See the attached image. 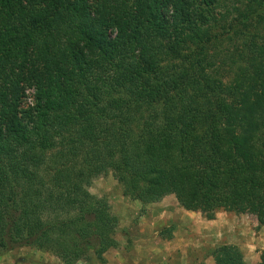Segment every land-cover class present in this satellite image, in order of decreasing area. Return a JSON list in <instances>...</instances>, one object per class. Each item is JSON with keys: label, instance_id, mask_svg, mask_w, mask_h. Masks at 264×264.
Returning a JSON list of instances; mask_svg holds the SVG:
<instances>
[{"label": "trees", "instance_id": "trees-1", "mask_svg": "<svg viewBox=\"0 0 264 264\" xmlns=\"http://www.w3.org/2000/svg\"><path fill=\"white\" fill-rule=\"evenodd\" d=\"M216 3L0 0V251L75 264L116 247L117 218L86 188L110 170L144 204L175 194L208 220L264 226V43L226 85L185 52L209 39ZM25 87L36 104L20 115ZM212 256L246 264L235 245Z\"/></svg>", "mask_w": 264, "mask_h": 264}, {"label": "rangeland", "instance_id": "rangeland-1", "mask_svg": "<svg viewBox=\"0 0 264 264\" xmlns=\"http://www.w3.org/2000/svg\"><path fill=\"white\" fill-rule=\"evenodd\" d=\"M212 8L209 39L191 43L185 52L210 63L208 74L224 85L234 78L251 76L256 50L264 43V0H217ZM35 104V89L25 87L20 115ZM81 158L77 157L79 163ZM86 188L95 197L106 199L117 218V245L101 258L95 250L90 251L87 258L75 264H214L215 249L230 243H238L242 248L246 264L261 262L264 226L259 225L254 214L219 211L214 220H208L202 212L180 206L175 194L144 204L124 194L111 170L93 177ZM0 264L64 262L51 251L24 246L0 251Z\"/></svg>", "mask_w": 264, "mask_h": 264}, {"label": "crops", "instance_id": "crops-1", "mask_svg": "<svg viewBox=\"0 0 264 264\" xmlns=\"http://www.w3.org/2000/svg\"><path fill=\"white\" fill-rule=\"evenodd\" d=\"M231 244H232V243H230L229 245H231ZM233 244L239 248L238 243H233ZM239 249H240V248H239ZM240 250H242V248H241ZM213 259H214V258H213ZM245 262H246V258H245ZM214 264H215V261H214Z\"/></svg>", "mask_w": 264, "mask_h": 264}]
</instances>
